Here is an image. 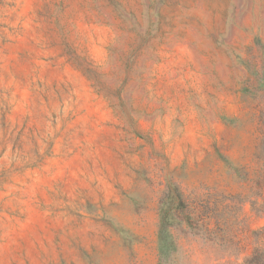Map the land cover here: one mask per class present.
Wrapping results in <instances>:
<instances>
[{
  "label": "rangeland",
  "instance_id": "obj_1",
  "mask_svg": "<svg viewBox=\"0 0 264 264\" xmlns=\"http://www.w3.org/2000/svg\"><path fill=\"white\" fill-rule=\"evenodd\" d=\"M263 228L264 0H0V264H249Z\"/></svg>",
  "mask_w": 264,
  "mask_h": 264
},
{
  "label": "trees",
  "instance_id": "obj_2",
  "mask_svg": "<svg viewBox=\"0 0 264 264\" xmlns=\"http://www.w3.org/2000/svg\"><path fill=\"white\" fill-rule=\"evenodd\" d=\"M170 224L166 221V217L161 219L159 230V255L161 261L170 257L169 251L175 246V239L169 232ZM259 242L258 248L254 255L247 261L249 264H264V228L256 233Z\"/></svg>",
  "mask_w": 264,
  "mask_h": 264
}]
</instances>
